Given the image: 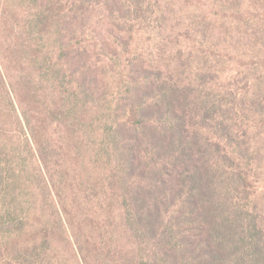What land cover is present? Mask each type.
I'll return each instance as SVG.
<instances>
[{"label": "rangeland", "instance_id": "1", "mask_svg": "<svg viewBox=\"0 0 264 264\" xmlns=\"http://www.w3.org/2000/svg\"><path fill=\"white\" fill-rule=\"evenodd\" d=\"M92 1L71 20L84 53L78 63L92 64L86 71L90 90L72 101L81 81L71 77L73 89L62 84L50 64L59 61L53 50L60 38L32 25L46 0H0V17L9 16L21 43L33 45L15 54L0 42V264H18L28 248L35 249L29 264H145L150 258L162 264L158 248L144 241L141 229L136 238L130 228L123 190L112 193L109 182L100 181L93 141L98 125L72 143L62 141V127L42 131L35 141L24 116L37 112L40 101L58 100L62 108L63 96L87 99L103 120L114 123L118 115L123 122V112L111 109L136 83L153 100L176 90L171 108L190 133L211 140L227 134L233 149L241 145L264 224V0ZM26 74L34 79L37 100L15 90ZM85 118H95L93 111ZM19 227L25 228L14 230Z\"/></svg>", "mask_w": 264, "mask_h": 264}, {"label": "trees", "instance_id": "2", "mask_svg": "<svg viewBox=\"0 0 264 264\" xmlns=\"http://www.w3.org/2000/svg\"><path fill=\"white\" fill-rule=\"evenodd\" d=\"M46 2L32 25L43 26L45 31L50 29L51 35L60 38L59 45H55L58 48L53 50L54 54L59 53V61L51 60L50 64L59 69L62 84L68 81L73 89L71 77L81 81L70 95L73 101L85 96L90 90L87 84H92L86 76L91 62L78 63L84 53L76 44L78 30L73 21L93 1ZM57 9L62 16L60 11L55 12ZM24 27V32H28V26ZM21 38L9 16H1L0 42L19 54L33 46L22 44ZM19 57L26 68V56ZM137 84L124 90L115 110L111 109L114 114L123 112L127 118L123 122H118V115L114 123L103 120L95 110L96 104L89 105L87 99L72 102L62 96V108L58 107V100L40 101L37 112H24L32 138L37 141L42 131L62 127V141L72 143L74 139H83L87 129L97 124L99 131L93 141L94 160L103 168L100 181L109 182L108 190L112 193L118 188L123 190L130 228L136 238L141 229L139 235L144 241L158 248L162 264H264V224L254 205L255 192L251 191L252 166L243 164L241 145L233 149L229 145L232 136L227 134L211 140L198 132L190 133L188 123L176 118L171 108L174 101L170 99L176 90L153 100L143 95L144 84L141 88ZM19 87L36 100L39 98L31 74L23 76L15 90ZM3 89L12 100V90L7 85ZM64 91L62 87V94ZM109 109L110 106L105 112ZM91 110L95 118H85ZM81 132L83 137L77 138ZM39 151L43 158V149ZM34 252L35 249H25L19 254L23 261H17L18 264H29ZM152 261L150 258L145 264H156Z\"/></svg>", "mask_w": 264, "mask_h": 264}]
</instances>
